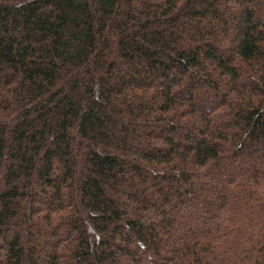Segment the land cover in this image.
<instances>
[{
  "label": "trees",
  "instance_id": "obj_1",
  "mask_svg": "<svg viewBox=\"0 0 264 264\" xmlns=\"http://www.w3.org/2000/svg\"><path fill=\"white\" fill-rule=\"evenodd\" d=\"M0 264H264V0H0Z\"/></svg>",
  "mask_w": 264,
  "mask_h": 264
}]
</instances>
